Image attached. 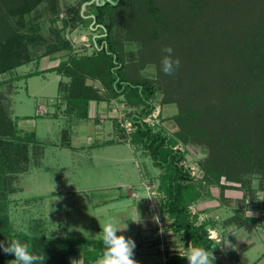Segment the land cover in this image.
Segmentation results:
<instances>
[{
	"label": "rangeland",
	"instance_id": "1",
	"mask_svg": "<svg viewBox=\"0 0 264 264\" xmlns=\"http://www.w3.org/2000/svg\"><path fill=\"white\" fill-rule=\"evenodd\" d=\"M23 1L0 0V38L16 29L32 32L28 30V23L23 27L16 24L18 16L11 14V10ZM132 1L133 9L138 8V0ZM82 3L83 0H42L22 17L24 22L34 26V32L41 35L42 42L28 46L32 61L0 74V99L7 115L15 120L20 135L33 131L38 143L28 145L24 171L4 175L3 179L10 184L12 192H0V201H5L0 202L4 203L1 212L6 215L9 230L13 233L90 241L102 240L100 225L106 217H117L121 221L128 220L125 221L128 230L119 234L136 241L144 236L150 214L147 204L151 201L146 199L143 181L149 176H158L159 168L153 166L141 148L144 154L140 150L130 152L124 143L98 147H89L88 144L130 133L133 127L129 118L138 113L141 106L128 104L123 96L112 97L100 82L86 79L87 84L99 89L100 99L89 101L87 119H78L67 113L63 88L61 86L62 91L58 88L59 81L62 80L63 84L67 79L54 71L25 77L35 71H48L72 56L92 52L91 39L98 31L83 20H76L72 26L67 12ZM154 5L160 15L159 22L156 21L158 24L148 19V13L127 7L106 8V21L111 18L112 37L119 49L124 75L129 80L147 79L155 87L151 98L154 109L144 121L153 132L165 136L167 145L181 152V164L189 169L193 181H202V165L208 158L206 146L189 140L184 142L177 135L179 126L173 119L178 112L177 102H161L164 98L180 100L182 109L188 110L191 103L185 98L190 94L197 97L198 91L199 95L201 92L206 94L201 96L197 106L210 100L208 95L215 99V95L222 94L227 97V105H234L229 91L223 90L221 85L237 72L234 50H241L249 56L247 46H252L253 41L250 37L264 25V0H154ZM143 8L141 6L144 11ZM64 22L68 24L64 25ZM212 37L223 52L220 58L218 48L210 44ZM59 39L68 42L69 48L44 56L48 45H54ZM165 46H170L174 58L181 62L171 76L160 71L161 50ZM193 90H197L196 93ZM197 122L196 129L202 125L199 120ZM64 129L74 146L70 151L57 146ZM113 157L122 161L115 162L110 159ZM248 178L253 200L243 198L245 189L240 183L226 181L222 176L219 183L233 188L221 189L216 183L202 182L200 196L189 204L191 220L196 224L208 222L210 237V227L219 230L235 223L250 229L254 245L235 255L236 261L230 264H253L260 257L259 252H264V186H260L259 174H250ZM153 183L156 192V177ZM54 192H58L57 195L52 194ZM130 192H136L137 196H131ZM155 194L150 196L155 195L153 201L160 211L163 194L158 189ZM113 196L118 197V202L109 201L106 207L101 205L104 198ZM135 208L143 217V225L130 221L134 219ZM247 211L253 215L249 217ZM163 218L168 220L166 215ZM248 218L253 219L248 221ZM137 228L141 231L137 232ZM167 237L178 240V246L173 249L168 245L162 252L158 251L162 255V264L168 253L185 254L190 246L180 235L173 237L169 234ZM76 249L79 254L83 253V246ZM214 252L221 254L219 264L233 260V256L223 255L228 252L219 248L213 249ZM154 258L159 259L160 255H154Z\"/></svg>",
	"mask_w": 264,
	"mask_h": 264
},
{
	"label": "trees",
	"instance_id": "2",
	"mask_svg": "<svg viewBox=\"0 0 264 264\" xmlns=\"http://www.w3.org/2000/svg\"><path fill=\"white\" fill-rule=\"evenodd\" d=\"M41 1L24 0L22 4L11 10L12 15L18 16L16 24L23 27L28 23V30L32 32H21L16 29L0 38V74L32 61L28 46L41 43L42 37L34 32L36 31L34 26L24 22L22 17ZM85 1L89 0H83ZM132 2V0H118L115 6L107 2L102 6L91 3L85 7L82 15L81 4L69 8L67 12L70 13L72 26L76 20H83L98 31V34L91 39V44L94 45L92 52L89 55L72 56L48 71H35L25 77L54 71L60 77L67 79L68 81L63 84L62 80L59 81L58 88L59 90L61 86L63 88L62 98L65 100L67 113L78 119H87L89 101L100 99L99 89L87 84L86 79L100 82L112 97L123 96L128 104L141 106L139 112L129 118L133 130L127 136L122 135L120 138L128 139L130 144L144 150L153 164L161 170L157 189L163 196L159 205L161 212L171 220L172 233L179 234L190 243L191 247H202L211 251L215 241L208 235L209 223L203 221L196 224L191 220L189 210V204L200 196L199 187L202 182L216 183L221 189L231 188L230 185L219 183L220 177L223 176L226 181L240 183L245 189L243 198L247 197L251 200L254 196L249 194L251 189L248 176L253 173L259 174L260 186H264V25L251 35L250 39L253 41L252 46H247L248 57L244 55L245 53H241V50H234V60L238 65L237 72L232 73L231 78H228L229 81H224L225 84L221 85L223 90L229 91V98L234 105L229 103L227 105V97H223L225 94H222V96L215 95V99H211L208 95L210 100L204 105L197 106L201 96L206 94L201 92L199 95L197 90H193V93L197 91V97L190 94L185 98L191 103L188 110L182 109L180 100L164 98L161 102L162 104L169 101L177 102L178 112L173 117L179 126L177 135L184 142L189 140L202 143L208 150L206 164L202 165L204 171L202 181L194 182L189 169L181 164L183 160L181 152L167 145L165 136L153 132L144 121L154 109L151 101L155 93L153 82L147 79L129 80L123 73V62L112 37V21L111 18L106 21L105 10L108 7L110 9L127 7L132 10ZM136 3L138 8L132 11L146 12L148 19L158 24L160 15L154 0H138ZM141 6H144V11ZM67 24L64 22V25ZM209 41L213 48H218L217 55L220 58L222 56L220 54L223 53L220 52V45L216 43L214 37ZM67 48L69 43L59 39L54 45H48L43 55ZM215 61L217 62V59ZM227 117L233 120H228ZM198 120L202 125L200 124L201 126L196 129ZM22 133L23 135H20L15 120L5 112L0 99V192H12L10 184L3 179L4 175L24 171L28 161V145L38 143L33 131ZM61 135L62 140H67L66 129L62 130ZM114 142L111 139L103 141L102 144L108 145ZM2 206L4 203H0V241L7 243L12 239H19L21 242L29 243L33 253H44L46 256L44 264H69V258L77 255L76 248L80 245L83 246V264L94 262L104 251L102 240L90 241L10 232L8 219L1 212ZM252 219L246 220L252 221ZM168 254L164 264H187L186 258L180 257L184 254ZM13 259L14 256L0 250V264H9L8 261ZM214 264H219V261L215 259Z\"/></svg>",
	"mask_w": 264,
	"mask_h": 264
},
{
	"label": "clouds",
	"instance_id": "3",
	"mask_svg": "<svg viewBox=\"0 0 264 264\" xmlns=\"http://www.w3.org/2000/svg\"><path fill=\"white\" fill-rule=\"evenodd\" d=\"M161 51L163 55L160 61V71L168 76L174 75L180 66V60L174 58L173 49L170 46L163 47ZM247 212L249 217L253 215L251 211ZM125 221L128 220L121 221L117 217L109 216L104 219L102 226L100 225L104 251L97 264H138L134 258L135 241L131 237L119 234L128 230V224ZM130 221L137 225L144 224L143 217L136 208L134 219ZM239 229L240 226L235 223L224 225L219 230L210 227L211 237L215 241L212 250L219 248L223 252L225 249H232L233 245L228 240V236H234V233ZM87 234L89 237L91 236L90 233ZM30 248L29 243L21 242L19 239H12L7 243L0 241V250L14 256L13 260L8 261L9 264H44L46 259L44 253H33ZM212 250L188 246L185 254L180 257L186 258L187 264H214L216 257ZM70 264H79V261L73 260Z\"/></svg>",
	"mask_w": 264,
	"mask_h": 264
},
{
	"label": "crops",
	"instance_id": "4",
	"mask_svg": "<svg viewBox=\"0 0 264 264\" xmlns=\"http://www.w3.org/2000/svg\"><path fill=\"white\" fill-rule=\"evenodd\" d=\"M53 67H55V66H53ZM113 136H114V138H111L112 136H110V137H107V138L103 139L102 141H98V142L93 141V142H91V144H88V145H89V147L94 146V145L98 147V146H101V145H105V144H102L103 141L113 139L115 141L113 144L124 143L125 146H128L127 148H129L130 152H133L135 150H140L139 148H137V147L133 146L132 144H130L128 139L119 138V137H117L115 135H113ZM35 138H36V136H35ZM70 138H71V136H67V140H62L60 138V141L57 144V146L62 148V149H65V150H69V151L72 150L71 148H74V146L71 145V143H70L71 139ZM65 143H67V145ZM113 144H108V145H113ZM64 145H66V146H64ZM79 147H81L82 149H86L85 147L89 148L88 146H79ZM76 148H78V147H76ZM140 151H142V150H140ZM142 153H143V151H142ZM144 155H147V154H144ZM110 159H113L115 162H121L122 161V159L116 158V157H113V158H110ZM152 164H153V162H152ZM153 166L156 167L154 164H153ZM159 171L160 172L158 173V176L161 173L160 169H159ZM158 176H153V177L152 176H149V177L147 176L148 178H145L144 181H143L144 188L146 190V195H147L146 199L150 198L149 201H151L149 203V205L147 204V206H148L149 212H150V214L152 216L148 213L149 217H147V219L145 217L146 224H145V228H144V232H143L144 236L143 237H139L138 240L136 239V241H135L136 248H135V256H134V258L138 262V264H162L161 263V256L162 255L159 254V252H158V251H160L159 250V244H160L161 241L163 242V245H164L163 248L164 249H165V246H168V245H171V248H173V249H175V247L178 246V240L170 239L167 236L170 234V235H173V237L175 235H176V237H179V234H173L172 233V231L170 229L171 220L170 219L165 220V218H163V216L165 214H163L161 212V210L159 211V208H157L156 204L153 201L155 199L154 196L157 195V194H155L157 192V188H156V192H155L153 180H155V177H156L157 181H158ZM151 181H152V183H151ZM148 182H150V183H148ZM57 193L58 192H54L52 194L57 195ZM152 194H155L153 196L154 199L151 198V196H150ZM130 195L136 197L137 193L136 192H132V193L130 192ZM109 201L111 203L118 202V197L113 196L112 198H108V199L104 198V200H102V202H101L102 203L101 205H103V207H106L108 205L107 203ZM108 210H110V208H108ZM113 210H115V209H113ZM134 216H135V212H133V218H134ZM154 217L157 218V219L154 220L153 219ZM158 220H162L163 223H164L163 237H161V238L159 237V232L160 231H159V229L157 227V221ZM136 231L140 232L141 230L139 228H137ZM250 232H251L250 229L246 228V225H242V226H240V229L234 233V236H232V235L228 236V240L233 245L232 249H225V251L228 252V253L223 254V255H226V256L228 254L233 256V260L231 262H228V260H227L228 264L232 263L233 261H236L235 255L241 253V251H243L244 248L251 247L252 245H254L255 242L251 238V233ZM262 236H263V243H264V234ZM189 245H190V243H189ZM173 253H176V252H172L170 254H173ZM259 253H260V257H258V259L253 264H264V252L262 251V252H259ZM213 254L215 255L216 259L219 260V255H221V254L220 253H215V252ZM154 255H160V258L159 259L154 258ZM163 255H164V252H163ZM99 258H97L94 262H92L90 264H96V262H98ZM238 259L239 258H237V260ZM73 260L79 261V264H83V254H79L77 252V255L72 256V257L69 258V264ZM158 260H160V261H158Z\"/></svg>",
	"mask_w": 264,
	"mask_h": 264
},
{
	"label": "water",
	"instance_id": "5",
	"mask_svg": "<svg viewBox=\"0 0 264 264\" xmlns=\"http://www.w3.org/2000/svg\"><path fill=\"white\" fill-rule=\"evenodd\" d=\"M106 2L112 6H115L118 3V0H89V1H85L80 6V14L82 15L83 11L85 10V7L87 5H90L91 3H94L97 6H102ZM83 17H85V16H83ZM91 17H93V16L91 15ZM90 28L93 29L91 26H90Z\"/></svg>",
	"mask_w": 264,
	"mask_h": 264
},
{
	"label": "built area",
	"instance_id": "6",
	"mask_svg": "<svg viewBox=\"0 0 264 264\" xmlns=\"http://www.w3.org/2000/svg\"><path fill=\"white\" fill-rule=\"evenodd\" d=\"M157 227H158V229H159V237L161 238V237H163V228H164V223H163V221L162 220H158L157 221ZM161 233V234H160ZM209 237H210V235H209ZM211 238V237H210ZM164 245H163V242L161 241L160 242V244H159V250L160 251H163L164 250ZM166 261V260H165Z\"/></svg>",
	"mask_w": 264,
	"mask_h": 264
}]
</instances>
